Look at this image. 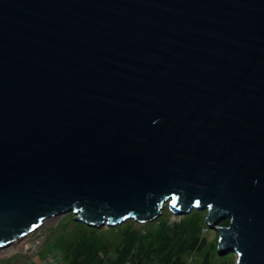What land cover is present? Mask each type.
Masks as SVG:
<instances>
[{
    "label": "water",
    "instance_id": "obj_1",
    "mask_svg": "<svg viewBox=\"0 0 264 264\" xmlns=\"http://www.w3.org/2000/svg\"><path fill=\"white\" fill-rule=\"evenodd\" d=\"M166 203L264 264V0H0V248Z\"/></svg>",
    "mask_w": 264,
    "mask_h": 264
},
{
    "label": "rangeland",
    "instance_id": "obj_2",
    "mask_svg": "<svg viewBox=\"0 0 264 264\" xmlns=\"http://www.w3.org/2000/svg\"><path fill=\"white\" fill-rule=\"evenodd\" d=\"M206 215L207 210L201 208H192L188 213L175 214L166 203L161 213L152 221L140 223L130 218L117 226L94 227L76 219V214L69 211L45 219L34 229L36 233H33L31 241L34 238L41 239L42 252L35 255L32 260L39 263L43 255L49 256L54 253L59 256L57 264H67L68 246L79 244L98 249V255L104 260L115 258L120 253L127 257L128 262L139 251L138 238L145 242L144 244H148L156 239L160 231L170 232L168 228L173 222H178L180 230L177 231L189 229L184 235L189 239L187 244L191 248L184 252L179 261L170 264H235L237 259L235 252L218 253V233L206 224ZM228 222L226 218L221 220L220 224L227 225ZM191 235L196 240L190 237ZM18 252L19 250L13 252L11 256L3 252L0 264H15Z\"/></svg>",
    "mask_w": 264,
    "mask_h": 264
},
{
    "label": "trees",
    "instance_id": "obj_3",
    "mask_svg": "<svg viewBox=\"0 0 264 264\" xmlns=\"http://www.w3.org/2000/svg\"><path fill=\"white\" fill-rule=\"evenodd\" d=\"M168 229L170 232L160 231L156 239L148 244H144L145 242L138 238L139 251L128 262L123 254L119 253L115 258L110 257L104 260L98 255V249L75 244L67 248V264H170L177 262L184 252L191 248L187 244L189 239L184 235L189 229L177 231L180 230L178 222H173ZM190 237L196 240L194 236Z\"/></svg>",
    "mask_w": 264,
    "mask_h": 264
},
{
    "label": "built area",
    "instance_id": "obj_4",
    "mask_svg": "<svg viewBox=\"0 0 264 264\" xmlns=\"http://www.w3.org/2000/svg\"><path fill=\"white\" fill-rule=\"evenodd\" d=\"M34 230L32 232H29L26 234L24 239H21L19 242H17V246L10 245L5 248L4 250H0V256L3 252H6L7 255L11 256L13 252H18L17 259L15 261V264H57V260L59 259V256L56 254H50L49 256H44L41 259V262H34L32 259L35 255L40 254L42 251L40 250L41 247V239H36L31 241V237L33 235ZM10 247V249H9Z\"/></svg>",
    "mask_w": 264,
    "mask_h": 264
},
{
    "label": "bare ground",
    "instance_id": "obj_5",
    "mask_svg": "<svg viewBox=\"0 0 264 264\" xmlns=\"http://www.w3.org/2000/svg\"><path fill=\"white\" fill-rule=\"evenodd\" d=\"M47 218H49V217H46L45 219H47ZM37 231V230H36ZM26 236V235H25ZM25 236H23L24 238H25ZM20 238L19 240H17V241H14V242H12V243H10L9 245H10V247H11V245L12 246H17V242H19L21 239H24V238ZM9 245H7V246H5V247H1L3 250L5 249V248H7ZM10 247H9V249H10ZM1 248H0V250H1Z\"/></svg>",
    "mask_w": 264,
    "mask_h": 264
}]
</instances>
